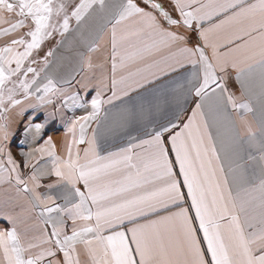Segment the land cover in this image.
<instances>
[{
	"label": "snow or ice",
	"instance_id": "obj_1",
	"mask_svg": "<svg viewBox=\"0 0 264 264\" xmlns=\"http://www.w3.org/2000/svg\"><path fill=\"white\" fill-rule=\"evenodd\" d=\"M142 3L0 0V186L23 201L21 213L0 214L11 225L0 228V264H81L78 246L90 264H264V115L254 127L247 119L253 108L243 99L258 82L264 100V0H173L175 16L156 0ZM97 16L112 24L111 76H101L92 112L67 128V158L55 154L49 137L17 160L8 145V113L49 104L55 110V98L65 97L63 104L77 99L79 93L67 95L74 82L87 87L78 73L60 79L49 74L55 49L45 50V44L59 36L60 46L70 34L86 41L85 26ZM125 21L133 24L122 40L149 37L128 56L117 41ZM105 26L88 33V53L99 47ZM163 50L164 66L156 62L151 79L139 69L129 72L127 83L117 79L118 70ZM79 55L82 65L94 67L90 55ZM230 69L240 97L228 89ZM173 75L172 117L147 121L145 138L130 137L127 146L101 155L98 128L91 136L88 130L92 121L99 127L102 106L141 100L132 94ZM189 99L194 107L183 122ZM206 104L230 120L227 148L204 119ZM53 176V183H41ZM37 209L44 227L21 228L22 214Z\"/></svg>",
	"mask_w": 264,
	"mask_h": 264
},
{
	"label": "crops",
	"instance_id": "obj_2",
	"mask_svg": "<svg viewBox=\"0 0 264 264\" xmlns=\"http://www.w3.org/2000/svg\"><path fill=\"white\" fill-rule=\"evenodd\" d=\"M120 2L121 0H106V3L109 5L118 4ZM135 2L140 4L141 7L145 6L142 3V0H135ZM156 2L161 3L165 10L172 12L174 16L176 15L172 6L173 0H156ZM112 23H114V21H112ZM132 24L133 21H125L117 27V41L120 45V52L125 56L135 53L138 49L142 48L144 42L149 39L147 35L142 34L140 38L128 37L127 39L122 40V37L126 36V30ZM101 25L106 26L104 27L103 38L98 41L99 47L96 51L88 53L87 43L91 42V37L88 36V33L90 32L94 35ZM72 27H75V21L72 22ZM111 27L112 24L108 23L107 16L103 19L97 16L94 19H90L85 26L86 41L77 42V40L74 39V34H70L60 46H56V41L61 39L59 36H57L55 40L45 44V50L49 47L55 49L54 56L49 57L51 64L49 74L60 79L61 77L67 76L69 73H78L76 79L81 80L83 78L82 82L87 84V87H82L80 84L74 82L72 88L68 90L67 95L72 96L75 93H79L77 99L75 101L69 99L67 104H63L62 101L65 97H57L55 98V110L53 105L49 104L44 107H37L35 110L32 108H24V110L21 111V108H16L8 113V145L11 148L13 156L17 160L21 159L20 153L22 151L30 152L34 148L44 146L45 141L49 137H51L53 144L56 146L55 154L58 157L67 158L65 144L66 141L71 140L72 138L71 134L67 132V128L71 127L74 120L92 112L90 101L96 94V89L99 86L101 76L105 77L106 80L111 76ZM79 53L90 55L94 67L89 69L86 65H82ZM167 55V50L151 55L145 54L143 61H137L135 64H131L128 69L123 71L118 70L117 79L123 76L127 83L129 72H136L137 69L140 70V75H147L151 79L150 73L156 71V68L153 67V65L156 62H159L160 66L163 67L164 57ZM229 71L231 75L228 79V89L237 97H240L241 85L235 78V72L231 69ZM135 78L139 79L140 76ZM173 79L174 75L162 77L155 83L149 84L145 88L140 89L139 93L132 94L134 97L140 96L142 98L141 100H132L127 104H122L120 100H116L114 101V104L116 105L115 107L108 104L102 106L98 116L99 127L96 121H92L91 128L88 130V135L91 136V130L98 128V150L101 155H105L110 151H117L120 147L127 146L130 137L145 138L144 126L147 121L150 120L153 124H157L163 123L166 119L172 117L177 110L175 103L177 92L173 91L174 85L169 84V81ZM110 94V92L105 90L103 98L107 99V96ZM243 99L248 101L253 108V112L247 114V119L252 122L255 127L262 115H264V100L261 99L258 82L253 86L251 93ZM141 103H143L144 107L143 112H141L140 109ZM132 105H135L134 109ZM193 107L194 104L191 99L183 105L184 111L180 114V119L183 122H187V118L191 115ZM202 111L204 112V119L208 122L213 135L216 136L217 132H219L220 140L223 141L225 148H227L232 139L230 120L223 114L210 109L209 104H206ZM229 113L233 119H237L238 123L236 114L231 112V109H229ZM36 124H40L43 127L37 130L35 128ZM167 146L171 149L170 143ZM77 147L83 149L87 147V145L74 146V152ZM81 155H83L82 151ZM170 158L173 160L175 158V154L171 151ZM48 159V157H45V160ZM54 181V176L45 177L41 183L46 185L48 183H53ZM5 187L6 186H0V214L21 213V205H23V201H18L15 198L14 192L8 191L6 193ZM41 191H45V189H41ZM183 191L186 192V189H183ZM57 202L62 203V201L59 200ZM38 212L39 209L31 213L22 214L21 218L26 219V225H21V228L25 226L30 228L34 227L36 229L43 228L44 225L38 217ZM161 214L163 215L166 213ZM151 218L155 219L156 217L153 216ZM68 224V231L70 234L71 222L68 221ZM8 227H11V225L6 219H3L2 216H0V228ZM200 235L202 236V234ZM78 247L81 249V264H90L89 258L83 253L82 246Z\"/></svg>",
	"mask_w": 264,
	"mask_h": 264
}]
</instances>
